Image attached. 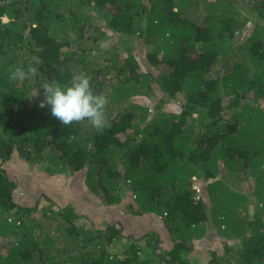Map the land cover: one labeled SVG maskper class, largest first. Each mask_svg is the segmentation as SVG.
I'll use <instances>...</instances> for the list:
<instances>
[{
    "label": "trees",
    "instance_id": "obj_1",
    "mask_svg": "<svg viewBox=\"0 0 264 264\" xmlns=\"http://www.w3.org/2000/svg\"><path fill=\"white\" fill-rule=\"evenodd\" d=\"M234 1L0 0V264H190L211 225L240 243L203 264H264V0ZM125 35L150 47L141 64ZM30 64L35 75L9 80ZM80 72L108 97L103 130L38 107L43 83ZM179 95L173 114L165 104ZM15 159L82 173L107 205L132 190V215L162 217L168 249L154 227L102 226L45 193L47 205L18 201Z\"/></svg>",
    "mask_w": 264,
    "mask_h": 264
},
{
    "label": "rangeland",
    "instance_id": "obj_2",
    "mask_svg": "<svg viewBox=\"0 0 264 264\" xmlns=\"http://www.w3.org/2000/svg\"><path fill=\"white\" fill-rule=\"evenodd\" d=\"M227 2L231 4L232 9H235V11L238 10V4L234 0H227ZM242 6L243 5L239 6V8ZM123 38L125 40L127 38L130 39L128 41V45L129 42H132L131 45L136 47V50L139 46L140 50L136 54V58L140 60L139 62L141 64L142 60L146 58L150 47L144 45L143 43L141 44L140 38L136 36L128 37L125 35ZM112 42L113 41L107 39L102 42V44L106 46V44L108 45ZM114 44H116L120 49L122 48L120 42H115ZM121 52L124 55H127L126 51H123L122 49ZM138 96H140L138 98H141V101H146L151 105L155 99H158V95ZM253 96L257 95L253 94ZM168 100L169 102L165 104L166 110L173 114L181 111V95ZM42 166V164H36L34 166L32 163H27L24 160L22 161L19 159L12 160L9 164H6L8 170L15 175V178L19 183L17 195L18 201L23 203L34 202L37 197H41V206L47 205V200H45L43 195L45 193L55 200V208L69 203L75 207L79 214L84 216L86 221H89V218H93L99 225L102 226L112 222H119L121 226H123L124 232L135 233L138 236L154 227L156 230L155 232H157L163 239V242H165V244H163L164 249H168V245L171 243V240L169 239L168 234L164 231L163 224L161 223L162 217L151 212H146L143 215H132L130 208H128L130 205L134 204L133 200L135 194L132 190L128 189L125 191V200L120 204L107 205L100 197L93 194L86 186L84 175L82 173L77 172L70 177H67L64 174L48 175L44 172V168ZM242 185L244 186V189L247 188L246 182H243ZM41 186L46 187L41 189ZM194 188H196V191L201 189L199 184H196ZM41 193H43L42 196L39 195ZM252 205L253 204L250 203V212L254 211ZM211 226L203 238L195 241L196 250L191 252V259L189 261L190 264H203L211 258V251H217L220 255H222L226 252V246L236 249L239 245L240 242L237 238H225L214 231ZM121 244V241H116L115 245L112 246L110 250L119 251L121 249Z\"/></svg>",
    "mask_w": 264,
    "mask_h": 264
},
{
    "label": "clouds",
    "instance_id": "obj_3",
    "mask_svg": "<svg viewBox=\"0 0 264 264\" xmlns=\"http://www.w3.org/2000/svg\"><path fill=\"white\" fill-rule=\"evenodd\" d=\"M32 59L35 64L41 63L39 57ZM35 74L36 69L31 64L27 70L23 66L9 67L10 81L23 82L29 75ZM91 79L89 74L80 72L71 77L70 83L62 84L57 80L43 83L40 88L44 98L39 100L38 107L50 106L51 115L63 125L87 120L96 130H103L107 126L105 113L109 100L106 95L95 92ZM30 97L39 99L40 90L34 88Z\"/></svg>",
    "mask_w": 264,
    "mask_h": 264
}]
</instances>
